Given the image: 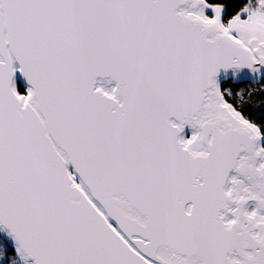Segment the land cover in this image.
<instances>
[{"label":"snow or ice","instance_id":"6c2138e0","mask_svg":"<svg viewBox=\"0 0 264 264\" xmlns=\"http://www.w3.org/2000/svg\"><path fill=\"white\" fill-rule=\"evenodd\" d=\"M0 264H264V0H0Z\"/></svg>","mask_w":264,"mask_h":264}]
</instances>
